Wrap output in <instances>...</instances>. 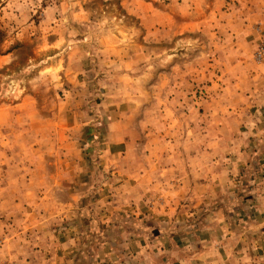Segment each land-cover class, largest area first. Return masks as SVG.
Wrapping results in <instances>:
<instances>
[{"label": "rangeland", "instance_id": "374dc122", "mask_svg": "<svg viewBox=\"0 0 264 264\" xmlns=\"http://www.w3.org/2000/svg\"><path fill=\"white\" fill-rule=\"evenodd\" d=\"M240 1L0 0V264H32L20 247L39 240L22 219L37 216L70 229L77 243L73 255L36 264H147L145 246L153 264L185 260L193 242L182 235L218 203L207 193L201 206L174 196L171 185L189 186L185 172H205L213 193L218 186L226 217L264 215L254 203L264 188V102L248 95L264 84V22L247 19L240 48L230 45ZM110 120L128 126L113 159L105 157ZM79 169L91 172L89 186L73 193L62 181ZM135 172H164L141 194L150 211L168 197V214L135 209ZM116 173L132 189L124 197L110 190ZM122 200L126 207L109 209ZM137 232L151 239L135 241ZM260 234L263 251L264 226ZM101 243L107 250L98 253Z\"/></svg>", "mask_w": 264, "mask_h": 264}, {"label": "crops", "instance_id": "0c3cea01", "mask_svg": "<svg viewBox=\"0 0 264 264\" xmlns=\"http://www.w3.org/2000/svg\"><path fill=\"white\" fill-rule=\"evenodd\" d=\"M217 1H223V0H217ZM240 1V0H238ZM245 1H248L250 3L245 4ZM242 8L238 10V13H235L234 16H240V22L231 24L233 28H231L228 32L229 36L234 39L233 41H230V45L234 44V48L239 47L240 48V41H238L241 36H245L249 33V25L250 23L256 19L259 18V20L263 23L264 22V0H241ZM234 5V3H233ZM235 7V6H233ZM254 12V13H253ZM252 20L249 21L248 24H246V20ZM233 34V35H232ZM235 35V36H234ZM239 35V38L236 40L235 37ZM240 40V39H239ZM238 52V51H237ZM236 53V52H235ZM234 53V54H235ZM201 56H196L195 59L198 60ZM262 78L264 76L261 74ZM248 92V91H246ZM246 94V93H245ZM248 95L250 97H258L259 100L255 101L259 105L264 102V84L263 86H260L259 91H254V88L251 87L250 91L248 92ZM248 97V96H247ZM254 103V101H251V104ZM82 124V122H81ZM137 124V123H136ZM135 124V132H137L138 125ZM263 124V123H262ZM191 123L185 124V129L187 127H190ZM194 125V124H193ZM200 124L197 123V126ZM257 124L254 123L252 128L256 127ZM192 127V126H191ZM196 127V126H195ZM109 132L108 135V143L106 146V158L110 159L114 156L122 155L124 146L126 144V136H125V129L128 128L124 121L122 120H116V121H109L108 124ZM194 128V127H192ZM183 136V135H182ZM252 140V138H251ZM245 145H248L251 143L248 142V138L245 139ZM253 143V141H252ZM121 152V153H120ZM120 153V154H119ZM86 170L79 169V171L76 172H66L65 177L67 178L65 181H62V184L66 189L70 188L72 189L73 193H76V191L80 190H86L89 186V180L91 177V172H85ZM156 173V174H155ZM160 173L164 172H135V193L137 194V198H135V209H141L143 212H158L160 214L153 215L155 218L161 217L162 214L166 215L173 209L172 203L168 197H166L165 201L166 203L164 206H162V209L157 210L156 207L150 208L145 207L146 202L143 201V197L141 192L143 193H153V189H157L156 183L153 181H150L151 177L156 175L157 177L160 176ZM167 174V178H171L170 173H173L174 175L179 174L182 176L183 172H165ZM233 174V172H230ZM159 174V176H158ZM186 176L189 180V186H180V183L173 184L174 186H170L172 189V193H174V196H182L181 194L177 193H184L186 198L194 199L196 201L195 203L198 204V206H201L200 196H205L204 193L210 194L213 197L219 198V191L217 190L218 186L215 187V192L213 193V190L209 191L206 189L203 184L204 180L200 177L204 178L205 172H185ZM264 174V172H263ZM120 175L116 173V182L112 185H108L110 187V190L115 191L116 193H122L121 196L124 197V194L126 192H131V187L127 186L124 181L117 180V177ZM191 177V178H190ZM164 178V177H162ZM166 178V177H165ZM145 179V180H144ZM122 181V182H121ZM165 181V179H164ZM169 182V181H168ZM185 182V181H183ZM79 183V184H78ZM85 183V184H84ZM77 185V188H76ZM162 185V184H161ZM165 185V184H164ZM199 185V186H198ZM212 189V186L208 185ZM264 187V186H263ZM104 189L101 190L109 191L108 187H103ZM214 188V187H213ZM83 191V192H84ZM79 193V192H78ZM213 193V195H212ZM261 193V194H260ZM259 194L257 193L254 197L256 199L254 200L257 213L261 214L264 212V188L261 190ZM54 190L53 195L51 196V201L49 202L48 209L51 211L56 210V213H52L51 211L49 214L51 216H55L57 214V208H56V202L55 206L53 203L54 199ZM180 198V197H179ZM217 198L218 203H213L211 209H208V211L203 212L201 217L197 221V227H194L190 232H184L185 234L182 235V239L185 241L193 242L190 244L192 252L190 254L184 257L185 260H181L176 263H172V261H168V264H246V258L253 257V262H249L248 264H264V250L261 251L260 247L262 244V238H260L261 234L258 235L260 230L262 229V226H264V215L261 217H255L254 219H249V217H243L242 215L240 217H237L235 215V212H233V218H228L225 216V209L227 208V205L224 203H221L220 200ZM141 201V203L139 202ZM212 200L209 199V202ZM185 203V202H184ZM124 201L122 200L120 203L114 204L111 203V207L109 209H120L126 206L124 205ZM141 204V205H140ZM179 204V211L183 207L181 202H178ZM52 205V206H51ZM167 205V206H166ZM51 206V207H50ZM178 206H176L177 208ZM108 208V207H107ZM203 208V206L201 207ZM65 209L64 207L62 208ZM109 209H106L109 211ZM263 210V212H262ZM235 211V210H233ZM106 215V214H105ZM150 215V214H149ZM148 215V216H149ZM59 218L56 219V224H60L62 219L60 217V214L57 215ZM110 216H107L105 221H110ZM151 216V218H153ZM50 217V216H49ZM31 219H22L24 220L25 225L32 226V228L27 229L26 231L30 232L29 238L30 239H37V243H35V248H31L29 250V242L25 240V243L22 247H20L21 251H23V256L28 257L29 262L32 264H36L37 258L44 255L46 257L50 258V261H53L54 258L60 257L61 255H73L72 252H75V246L77 243L76 234L70 232V229H58L56 231V226L54 225V222L49 220V218H41L39 216L30 217ZM102 220V221H104ZM21 221V222H22ZM58 221V222H57ZM23 223V224H24ZM108 226V222H104ZM48 227V229H47ZM53 230V231H52ZM69 230V231H68ZM119 233V231H118ZM164 234V232H161ZM120 237L119 234H116ZM251 238V236H253ZM107 232L103 234V238L101 240H107ZM20 237H23L20 235ZM169 239H178V237L175 235H171L170 237H167ZM26 239V238H25ZM151 239V236L147 232H137L135 234V241H147ZM191 239V240H189ZM21 243V238H19ZM251 243L252 241H254ZM101 241V242H103ZM253 244V246H251ZM9 247L10 254L13 253L14 249L16 247ZM148 248V247H147ZM145 246V250L147 254H142L143 257L147 258L148 263L147 264H153L150 259L153 258V256L150 255V251L147 252V249ZM187 248V245H186ZM144 249V248H143ZM253 249H255V252L253 253ZM105 250H107V246L104 247V243H101L98 253H103ZM141 247L138 249V253L140 254ZM5 253V250L0 252L1 254ZM95 256V255H94ZM151 256V258H150ZM22 257V256H21ZM105 259L107 258V254L103 256ZM261 258H263L261 260ZM25 261H27V258H24ZM142 260L140 257H137V260H135V263L138 264V261ZM68 262L62 259L60 264H67ZM163 263V264H167Z\"/></svg>", "mask_w": 264, "mask_h": 264}, {"label": "built area", "instance_id": "2783aa9c", "mask_svg": "<svg viewBox=\"0 0 264 264\" xmlns=\"http://www.w3.org/2000/svg\"><path fill=\"white\" fill-rule=\"evenodd\" d=\"M258 56H259L260 58H264V45H262V46L260 47V49L258 50Z\"/></svg>", "mask_w": 264, "mask_h": 264}]
</instances>
